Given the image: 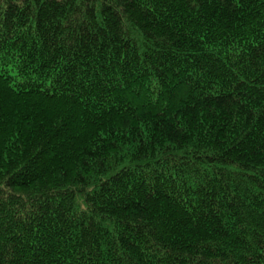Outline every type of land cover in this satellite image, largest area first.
<instances>
[{"label": "trees", "instance_id": "16d2710c", "mask_svg": "<svg viewBox=\"0 0 264 264\" xmlns=\"http://www.w3.org/2000/svg\"><path fill=\"white\" fill-rule=\"evenodd\" d=\"M0 264H264V0H0Z\"/></svg>", "mask_w": 264, "mask_h": 264}]
</instances>
